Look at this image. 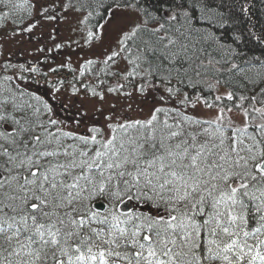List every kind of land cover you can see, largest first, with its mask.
Instances as JSON below:
<instances>
[{
	"label": "snow or ice",
	"instance_id": "1",
	"mask_svg": "<svg viewBox=\"0 0 264 264\" xmlns=\"http://www.w3.org/2000/svg\"><path fill=\"white\" fill-rule=\"evenodd\" d=\"M2 2L7 6L10 0ZM183 16L191 25L188 10ZM14 67L6 64L5 71ZM135 75L141 74L133 69L125 79ZM12 80L5 75L0 81V264H264V89L241 95L238 103L227 93V111H242V127H233L230 118L225 123V106L209 120L157 107L147 120L109 123L112 135L104 139L96 127L90 136L57 127L48 103L19 85L6 87ZM165 90L171 97L173 89ZM178 103L187 106L190 100L185 96ZM201 125L207 127L194 130ZM67 139L77 143L68 145ZM96 197L110 207L94 210L90 202ZM126 200L163 203L167 212L153 217L122 211ZM250 217L258 224L251 231Z\"/></svg>",
	"mask_w": 264,
	"mask_h": 264
},
{
	"label": "trees",
	"instance_id": "2",
	"mask_svg": "<svg viewBox=\"0 0 264 264\" xmlns=\"http://www.w3.org/2000/svg\"><path fill=\"white\" fill-rule=\"evenodd\" d=\"M69 3L87 13L85 24L90 30H95L103 22L112 7H136L143 17V23L137 28L135 35L130 33L121 48L129 72L133 69L140 71L143 78H148V73L151 72L150 81L166 88L171 87L173 94H182L184 98L187 96L190 102L199 96L209 104L228 108L232 107V102L227 100V96H223L221 101H216V86L233 92L237 103L241 95L257 96L261 89H264V0H69ZM31 5L28 0H22L21 3L20 0H10L5 6L0 0V6H4L6 12L10 13L11 18L8 19L15 26L24 23L29 10L33 13ZM184 10H188L192 16L191 25L183 16ZM174 13H179L178 19L169 20L168 17ZM0 17H3V14ZM3 19L5 17L0 18V22ZM160 24L164 25L163 29L153 31L159 29ZM160 37L164 39L161 40ZM169 39H174L176 43L169 45ZM183 45L188 46L186 51ZM9 60L11 59L6 61ZM112 61L113 59L105 63L110 64V70L106 74L100 71V63L95 61L82 66L83 74L90 77L95 84L109 83V80L116 78L125 79L118 71L117 77L114 75ZM5 65L0 64V81L5 75L12 76L13 80L5 82V86L16 89L20 84L15 76L22 74L25 78L29 72H21L20 67L8 68L5 71ZM64 70L63 67L57 70L63 74V81L77 84L79 75H75L73 70H69L71 74L68 75ZM28 98L25 95L24 99ZM31 102L37 103L35 100ZM250 103L251 100L247 101L244 107ZM159 107L180 108L185 114L196 117L184 106ZM40 108L43 113L42 105ZM164 118V114L161 113L159 120L162 122ZM201 127L207 125H201L194 130L200 131ZM227 135L231 136V132ZM199 139L203 142L207 137L202 135ZM73 143L77 142L72 139L66 140L68 145ZM97 201H102L105 207H110L106 199L96 197L90 202L92 208ZM130 202L133 204L132 209L153 217L164 216L167 212L163 203L154 206L152 203L137 205L134 200ZM255 227H258L256 219L250 217L248 230L251 231Z\"/></svg>",
	"mask_w": 264,
	"mask_h": 264
},
{
	"label": "rangeland",
	"instance_id": "3",
	"mask_svg": "<svg viewBox=\"0 0 264 264\" xmlns=\"http://www.w3.org/2000/svg\"><path fill=\"white\" fill-rule=\"evenodd\" d=\"M28 1L32 4L33 13L28 11L23 24L13 25L8 19L11 18L9 15L0 22V64L15 65L13 69L24 65L21 72L28 71V77L21 79L17 74L16 81L26 92L34 93L48 103L52 109V118L60 122L57 127L79 136H90L89 130L96 127L101 129L102 137L106 139L112 135L108 128L109 123L146 120L159 106H181L178 101L184 99V95L172 94L169 97L164 85L140 75L95 84L90 77L80 73L82 66L88 61H95L100 63V71L106 74L110 70V64L105 63L109 62L108 58L116 52L118 55L113 58L111 64L113 73L117 77L118 71L125 78L129 69L121 51V40L125 34H130L133 28L143 23L136 7H112L103 22L95 30H90L85 24L87 13L71 5L69 0ZM4 13L5 7L0 6V15ZM49 16L55 18L47 19ZM29 28L30 31H25ZM89 32L93 33L92 38H89ZM57 45L60 47L57 48ZM8 59L11 60L6 61ZM61 67L65 68L64 72L68 75L71 74L69 70L79 75L77 84L63 81V74L57 71ZM31 68L36 71L28 70ZM141 84L146 86V91L137 90ZM151 84H156L157 87L153 89ZM109 88L116 90L109 92ZM227 93L223 87L216 86L215 97L227 96ZM161 96L165 97V100H161ZM197 97L199 96L184 106L185 109L204 120L214 119L220 106L205 107L204 100L200 98L197 102ZM191 103H196V107L192 108ZM47 118L48 114L44 113L42 119ZM229 118L235 127H242L244 124L240 109L228 112L225 108V123ZM256 122H260L258 118ZM130 209L132 207L128 210Z\"/></svg>",
	"mask_w": 264,
	"mask_h": 264
},
{
	"label": "water",
	"instance_id": "4",
	"mask_svg": "<svg viewBox=\"0 0 264 264\" xmlns=\"http://www.w3.org/2000/svg\"><path fill=\"white\" fill-rule=\"evenodd\" d=\"M94 209L103 211L105 205L102 202H96L93 205Z\"/></svg>",
	"mask_w": 264,
	"mask_h": 264
}]
</instances>
